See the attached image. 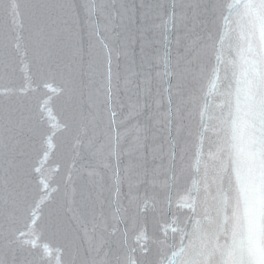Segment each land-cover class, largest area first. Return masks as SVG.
<instances>
[{
    "label": "snow or ice",
    "instance_id": "obj_1",
    "mask_svg": "<svg viewBox=\"0 0 264 264\" xmlns=\"http://www.w3.org/2000/svg\"><path fill=\"white\" fill-rule=\"evenodd\" d=\"M22 2L70 162L45 175L50 132L4 85L0 17V264H264V0H9L31 83ZM19 214L62 236L55 256Z\"/></svg>",
    "mask_w": 264,
    "mask_h": 264
},
{
    "label": "water",
    "instance_id": "obj_2",
    "mask_svg": "<svg viewBox=\"0 0 264 264\" xmlns=\"http://www.w3.org/2000/svg\"><path fill=\"white\" fill-rule=\"evenodd\" d=\"M137 13L139 15L140 7L139 0H136ZM147 2V0H146ZM156 0H154L155 4ZM9 0H0V17H3V40L6 46V51H11L12 53V63L14 71H12L8 77H6L4 85L5 87H12L16 89L23 88V95L13 97V102L22 106L26 114H31L33 117H39L40 114L43 115L44 128L49 130L52 142V149H50V155L47 157L48 167L45 168V175H50L57 182L61 180L63 174L64 166L70 162L69 158V146L70 138L67 134L63 133V121L66 119V111L63 103L57 98V92L55 91L56 84L50 80L46 73H40L37 71L35 66V61L33 58V45L30 40V28H31V8L25 3H21V20L23 22V27L21 34L23 36L22 48L23 51L27 52L26 59L31 61L32 67V80L31 83H26L25 75L26 72L21 64L23 56H17L15 53V48L11 47L14 44V37L16 35V29L11 23V19L6 12ZM158 6H154L150 15L149 23L161 24L162 21L158 17ZM135 31V29H133ZM148 37L151 39L153 33L149 32ZM156 38L162 40V36L159 32L156 33ZM109 43H113L111 40ZM153 47H158L154 45ZM136 50L139 51V43L137 42ZM47 81V83H45ZM198 121V118H197ZM194 164V161H191ZM60 175H57V174ZM188 184H191L192 178H194L195 173L189 171L187 174ZM39 193L33 191L30 193V199L33 197H38ZM45 217H47V210L44 212ZM27 217L23 214H19L16 221L12 225V230L14 232L18 230H23L25 232V237L30 239L36 246V253H40L44 250L45 246L48 247L50 253L55 256L56 247L63 244L62 236L55 234L49 228L45 226L42 222L39 226L35 228L34 233L29 232L25 227ZM153 231V226L149 225V234L151 235ZM172 233H169V237ZM171 242V240L169 241ZM177 243L179 242L177 238Z\"/></svg>",
    "mask_w": 264,
    "mask_h": 264
}]
</instances>
